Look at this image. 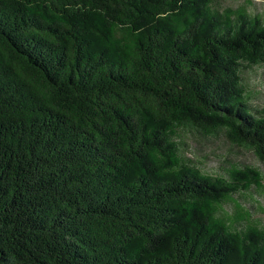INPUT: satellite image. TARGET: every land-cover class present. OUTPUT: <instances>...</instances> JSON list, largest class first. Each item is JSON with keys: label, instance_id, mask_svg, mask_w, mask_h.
Instances as JSON below:
<instances>
[{"label": "trees", "instance_id": "16d2710c", "mask_svg": "<svg viewBox=\"0 0 264 264\" xmlns=\"http://www.w3.org/2000/svg\"><path fill=\"white\" fill-rule=\"evenodd\" d=\"M218 0H0V264H264V18ZM262 210V209H261Z\"/></svg>", "mask_w": 264, "mask_h": 264}, {"label": "rangeland", "instance_id": "374dc122", "mask_svg": "<svg viewBox=\"0 0 264 264\" xmlns=\"http://www.w3.org/2000/svg\"><path fill=\"white\" fill-rule=\"evenodd\" d=\"M217 5L220 9L243 6L249 15L264 18V0H218ZM244 82L253 92L251 105L257 109L264 108V65L247 69ZM186 142L185 155L211 175L223 174L229 162L254 164L264 172V165L250 151L230 146L221 136L202 137L187 133ZM248 197L246 204L253 205V217L264 223V180L263 188L254 190Z\"/></svg>", "mask_w": 264, "mask_h": 264}]
</instances>
